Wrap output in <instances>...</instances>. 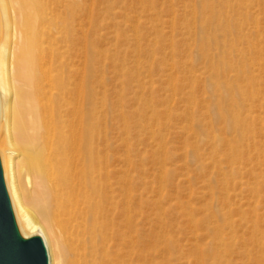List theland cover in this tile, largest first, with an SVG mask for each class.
Returning a JSON list of instances; mask_svg holds the SVG:
<instances>
[{
    "label": "rangeland",
    "instance_id": "obj_1",
    "mask_svg": "<svg viewBox=\"0 0 264 264\" xmlns=\"http://www.w3.org/2000/svg\"><path fill=\"white\" fill-rule=\"evenodd\" d=\"M84 1L103 179L133 185V264H264V0Z\"/></svg>",
    "mask_w": 264,
    "mask_h": 264
},
{
    "label": "bare ground",
    "instance_id": "obj_2",
    "mask_svg": "<svg viewBox=\"0 0 264 264\" xmlns=\"http://www.w3.org/2000/svg\"><path fill=\"white\" fill-rule=\"evenodd\" d=\"M85 19L84 0H0V151L19 224L43 235L50 264H133V185L103 179Z\"/></svg>",
    "mask_w": 264,
    "mask_h": 264
},
{
    "label": "water",
    "instance_id": "obj_3",
    "mask_svg": "<svg viewBox=\"0 0 264 264\" xmlns=\"http://www.w3.org/2000/svg\"><path fill=\"white\" fill-rule=\"evenodd\" d=\"M0 264H50L42 234L26 235L17 218L0 151Z\"/></svg>",
    "mask_w": 264,
    "mask_h": 264
}]
</instances>
